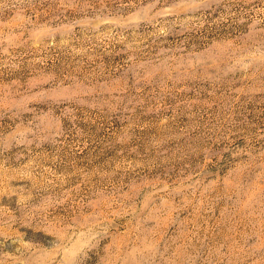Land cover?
I'll return each mask as SVG.
<instances>
[{
	"label": "rangeland",
	"instance_id": "obj_1",
	"mask_svg": "<svg viewBox=\"0 0 264 264\" xmlns=\"http://www.w3.org/2000/svg\"><path fill=\"white\" fill-rule=\"evenodd\" d=\"M0 264H264V0H0Z\"/></svg>",
	"mask_w": 264,
	"mask_h": 264
}]
</instances>
